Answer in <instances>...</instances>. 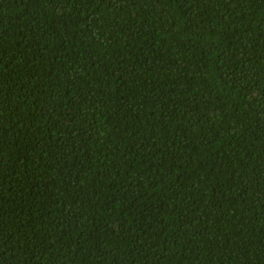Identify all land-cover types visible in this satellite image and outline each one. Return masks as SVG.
<instances>
[{
    "label": "trees",
    "instance_id": "16d2710c",
    "mask_svg": "<svg viewBox=\"0 0 264 264\" xmlns=\"http://www.w3.org/2000/svg\"><path fill=\"white\" fill-rule=\"evenodd\" d=\"M0 264H264V0H0Z\"/></svg>",
    "mask_w": 264,
    "mask_h": 264
}]
</instances>
